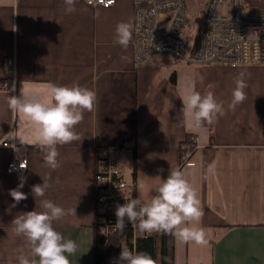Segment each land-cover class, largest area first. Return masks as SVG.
I'll use <instances>...</instances> for the list:
<instances>
[{"label":"crops","instance_id":"obj_1","mask_svg":"<svg viewBox=\"0 0 264 264\" xmlns=\"http://www.w3.org/2000/svg\"><path fill=\"white\" fill-rule=\"evenodd\" d=\"M65 7L63 0H0V83L6 59L17 57L15 89H0V264H18L17 257L28 254L11 221L22 212L42 211V198H34L31 188L49 176L43 199L75 210L53 222L78 245L71 264H95V152L112 145L121 147L118 162L136 199L148 202L170 168L181 169L197 191L204 216L195 226L203 228L208 244L183 243L170 235L171 264H264V65H194L168 56L137 65L133 0H116L110 7L77 0L73 13ZM120 22L133 25L126 50L114 43ZM241 72L247 99L232 110L228 104ZM49 82L79 84L97 94L95 110L85 112L76 126L82 140L57 146L61 166L56 170L45 166L38 147L21 143L32 124L7 104L10 95L19 96L21 88L28 91L33 84L46 99ZM193 86L201 94L213 92L226 110L199 130L185 125L179 98ZM190 137L196 141L189 154ZM11 159H27L28 170L20 176L7 173ZM212 163L214 174L207 171ZM21 177L26 183L20 190L28 198L12 207L9 190ZM116 253L107 264H116ZM156 258L161 264L159 248Z\"/></svg>","mask_w":264,"mask_h":264},{"label":"clouds","instance_id":"obj_2","mask_svg":"<svg viewBox=\"0 0 264 264\" xmlns=\"http://www.w3.org/2000/svg\"><path fill=\"white\" fill-rule=\"evenodd\" d=\"M63 2L66 13L76 11L77 0ZM100 2L103 3V0ZM112 2L114 0H108V3ZM132 29L133 25L129 22L118 23L114 43L126 50L132 39ZM247 87L245 73L241 72L235 78L229 109L234 110L247 99ZM44 96L46 99L41 98L33 84L28 91L21 88L19 96L10 95L7 104L13 113L19 114L32 124L21 143H31L38 147L43 153L45 166L56 170L61 166L57 146L82 140L76 126L83 122L85 112L91 113L95 110L97 94L79 84L69 86L49 82L45 85ZM179 98L183 104L181 111L184 123L190 130H199L226 114L224 101H219L211 91L201 94L193 86L185 89ZM215 169L216 165L212 163L208 165L207 171L214 174ZM159 171L163 172V169ZM42 179V184L33 185L31 188L34 198H42L39 203L42 211L22 212L11 221L13 233L22 237L29 248L27 255L21 254L17 257L18 264H71L69 257L76 254L78 245L57 231L53 222L62 220L70 212L75 214V210H66L49 199H43L51 187V177ZM25 183L26 178L21 177L17 188L9 190L14 201L12 207L28 198L20 190ZM139 187L144 189L146 185L141 183ZM155 192L148 202L133 198L127 203L118 204L115 210V230L123 232L130 224L141 233H162L172 235L183 243L207 245L205 231L195 226L201 221L204 211L197 191L185 173L179 168H170L167 178H160ZM116 264H158V261L146 252L125 248L121 249Z\"/></svg>","mask_w":264,"mask_h":264},{"label":"built area","instance_id":"obj_3","mask_svg":"<svg viewBox=\"0 0 264 264\" xmlns=\"http://www.w3.org/2000/svg\"><path fill=\"white\" fill-rule=\"evenodd\" d=\"M108 0H92L91 5L112 6ZM134 57L137 65L154 57L168 56L194 65L246 66L264 65V0H207L201 24L195 30L186 0H133ZM17 82V57L5 61L4 79L0 89L14 90ZM195 148V137H190ZM3 146H9L4 141ZM120 145L98 147L96 168L95 211L102 247L107 249L117 234L116 206L132 199V185L126 180L118 162ZM20 166L26 167L21 169ZM28 170L27 159H11L6 167L9 174L20 176ZM133 233L130 243L125 237L114 250L134 251L138 229L127 225ZM153 234V233H152ZM152 234L143 233V236ZM113 251V252H114Z\"/></svg>","mask_w":264,"mask_h":264},{"label":"trees","instance_id":"obj_4","mask_svg":"<svg viewBox=\"0 0 264 264\" xmlns=\"http://www.w3.org/2000/svg\"><path fill=\"white\" fill-rule=\"evenodd\" d=\"M188 143H192L190 139L188 140ZM182 151V162H185V158L187 157V150L183 148ZM133 198H135L134 189H132V199ZM95 231V264H107L108 260L112 256L113 251L121 246V243L125 237H127L130 243H132L133 240L132 231L130 229H125L123 232H117V234L111 239V243L107 247V249H103V240L99 236V228L97 224H95ZM169 238L170 235L162 233H153L148 237L143 236L141 238H138L137 251L146 252L150 254L153 259L157 260L156 249L159 248L161 251V264H171L172 254L169 247Z\"/></svg>","mask_w":264,"mask_h":264},{"label":"rangeland","instance_id":"obj_5","mask_svg":"<svg viewBox=\"0 0 264 264\" xmlns=\"http://www.w3.org/2000/svg\"><path fill=\"white\" fill-rule=\"evenodd\" d=\"M186 1L192 15L191 22L195 30H197L201 24V20L203 18V14L206 7L205 4L207 0H186ZM166 59L168 60V58Z\"/></svg>","mask_w":264,"mask_h":264}]
</instances>
